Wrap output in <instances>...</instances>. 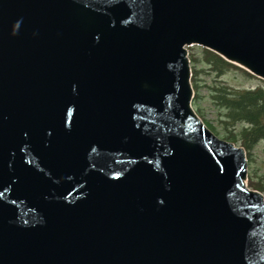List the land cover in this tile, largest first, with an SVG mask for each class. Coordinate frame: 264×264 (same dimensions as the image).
I'll use <instances>...</instances> for the list:
<instances>
[{
	"label": "water",
	"instance_id": "obj_1",
	"mask_svg": "<svg viewBox=\"0 0 264 264\" xmlns=\"http://www.w3.org/2000/svg\"><path fill=\"white\" fill-rule=\"evenodd\" d=\"M192 45L264 79V0H0V264H264Z\"/></svg>",
	"mask_w": 264,
	"mask_h": 264
},
{
	"label": "trees",
	"instance_id": "obj_2",
	"mask_svg": "<svg viewBox=\"0 0 264 264\" xmlns=\"http://www.w3.org/2000/svg\"><path fill=\"white\" fill-rule=\"evenodd\" d=\"M204 59L209 64L213 72L221 75L224 71L230 68L231 64L227 63L220 56L213 52L204 50ZM196 58L192 59V63L198 62ZM203 70H198L194 65V87L196 89V100L201 99L200 84L198 83L199 73ZM215 81H218L215 80ZM211 95L219 107L226 110L227 126H236L239 123H247L250 127H243L242 131L230 137L237 141L238 136H242L244 145L249 148L254 147L260 137H264V88L259 87L255 90H237L227 86L215 85L211 88ZM211 127V126H210ZM253 185V182H251ZM264 190V186L261 187Z\"/></svg>",
	"mask_w": 264,
	"mask_h": 264
},
{
	"label": "rangeland",
	"instance_id": "obj_3",
	"mask_svg": "<svg viewBox=\"0 0 264 264\" xmlns=\"http://www.w3.org/2000/svg\"><path fill=\"white\" fill-rule=\"evenodd\" d=\"M193 53H195L198 57H202V48L193 47ZM198 68H208L204 63H197ZM210 71V70H209ZM212 73V72H210ZM213 75V76H212ZM214 78V74H202V88L201 95L204 97V100L198 104V106L203 108V113L205 117L209 120H216L218 126V135L220 138L226 133L225 129L222 125L218 123L220 111L213 104L211 95L209 93V89L206 85H213L212 82ZM225 83L229 86H233L236 88H256L257 86L264 85L263 81L247 76L243 71L235 68H231L224 76L221 78ZM241 146L240 144H238ZM253 158L254 161L250 162V166H252V170L256 169L259 176L264 178V144L260 143L253 150ZM264 193V192H263Z\"/></svg>",
	"mask_w": 264,
	"mask_h": 264
}]
</instances>
